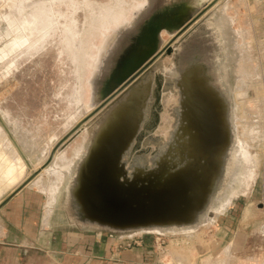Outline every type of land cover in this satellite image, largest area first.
Here are the masks:
<instances>
[{
    "label": "rangeland",
    "instance_id": "1",
    "mask_svg": "<svg viewBox=\"0 0 264 264\" xmlns=\"http://www.w3.org/2000/svg\"><path fill=\"white\" fill-rule=\"evenodd\" d=\"M26 1L22 8L25 11L20 14L17 0H0V175L9 178L11 170L26 166V161L30 165L37 164L35 168L47 161L26 189L43 192L45 199L48 198L50 211L54 208V228L68 227L91 234L98 230L82 229L68 221L66 211L61 208V188L73 168L68 169V166L77 158L76 144L87 142L92 121L87 120L84 126H77L70 133L69 130L94 106L89 100L92 90L89 80L98 70L101 57L112 48L119 29L130 25L136 5L144 0H46L53 4L49 6L55 15L50 20L53 23L45 16L42 18L45 24L40 23V28H33L32 23L27 27L23 22L27 28L18 30L20 34L15 28L9 31L15 17L16 20L26 17L37 3L47 5L44 0H28V6ZM85 2L93 7L97 4L99 8H110L116 21L105 25L94 21ZM216 5L222 6L224 20L229 19L222 28L227 41L228 82L232 88L240 79L248 85L250 77L254 76L253 81L260 82L263 88V97L256 101L249 99L252 90L247 88L245 107L237 106L236 129L239 135L249 138L247 148L251 159L244 164L247 171L241 183V179L239 182L231 180L234 186L221 200L226 202L214 208L219 213L216 218H209L190 232L139 233L142 235L133 238H141L142 245L132 249L115 246L122 239L128 241L126 234L105 232L113 236L117 252L142 249L148 244L146 249L158 264H264V0H219ZM16 20L13 22L18 24ZM67 25H72V31L65 32ZM159 30L156 42L160 49L170 34L165 28ZM74 31L84 44L82 59L74 56V46L69 41ZM67 34H72L67 38L69 43ZM156 60V71L165 81L172 82L173 54H161ZM162 88L159 122L141 140V147L148 149L143 153L146 165L151 163V152L166 141L174 126L177 88L173 84H163ZM253 128L260 129V133L253 132ZM246 130L252 132L249 134ZM53 147V155L41 162L44 150L50 148L51 151ZM62 154H66L65 161L56 164V169L51 164ZM134 155L136 153L127 158L128 162ZM50 167L56 171L49 173ZM28 173L24 170L20 180ZM17 182L5 181L4 186H15Z\"/></svg>",
    "mask_w": 264,
    "mask_h": 264
},
{
    "label": "water",
    "instance_id": "2",
    "mask_svg": "<svg viewBox=\"0 0 264 264\" xmlns=\"http://www.w3.org/2000/svg\"><path fill=\"white\" fill-rule=\"evenodd\" d=\"M218 1H204L162 48L148 51L99 99L90 93L94 106L69 130L92 121L85 147L61 188V208L70 223L111 234L148 229L176 233L171 230L218 216L214 207L234 186L237 138L227 41L219 28L223 23L212 25L207 15ZM164 53L173 54L172 82L156 71V58ZM163 84L177 88L174 126L146 165L143 153L148 149L141 140L159 122ZM132 153L136 155L128 162ZM46 163L31 168L26 161L29 173L7 189L0 207Z\"/></svg>",
    "mask_w": 264,
    "mask_h": 264
},
{
    "label": "bare ground",
    "instance_id": "3",
    "mask_svg": "<svg viewBox=\"0 0 264 264\" xmlns=\"http://www.w3.org/2000/svg\"><path fill=\"white\" fill-rule=\"evenodd\" d=\"M23 1L24 0H17V4H19V5L16 4V6H18V8H19L18 10L21 11L20 14H22V12L25 11L23 9H24V6H26V4L23 6V4H24ZM44 1L47 2L46 0H44ZM69 1H71V0H69ZM27 2H28V0L26 1V3ZM29 2H31V1L29 0ZM36 2L37 1H35V3ZM203 2H204V0L203 1L202 0H144L142 3H138V5H136V7L134 9V14L132 16V21H131L130 25H128L126 28L123 27V28L119 29V31L120 30L121 31L115 37V39L113 41L112 48L108 51L107 54H105V56L103 55L104 57H101V62L99 64L98 70L90 78L89 82L92 86L91 97L94 98V96H95V101L97 99H99L98 96L100 94H102L103 92L107 91L108 88L113 83L117 82V79L120 76L125 74L127 72V70L130 69L131 67H133L138 61L143 60V58L145 57V55L147 54L148 51L158 50L159 49L158 41L156 42V39L158 38V32L160 31L159 29L165 28L167 31H169V34H170L169 38H170L177 31V29L180 27L181 23H183L185 21V19H187V17L189 15H191L193 13V11H195ZM35 3L32 2V4H35ZM85 3L88 5V8L91 11V16L93 17V20L98 21L99 24L101 23V25H105L104 23H108V22H110L112 20L114 21L116 19L115 16L111 13L110 8H108L106 10V8H101V7L99 8V6H97V4H95L93 7L92 4H89L87 2H85ZM75 4L80 5V2L75 1ZM27 5L30 6V3L29 4L27 3ZM44 5H46V3L45 4H42V2L40 4L37 3V5L34 6L31 11H29V13L27 14L26 17L22 16L21 19L17 17L18 18L17 20L15 19L16 18L15 17L14 20H16V22H18V24H15L13 22L14 20L11 21L9 31L12 32L13 28H15L17 30V34H20L21 32L18 33V30L23 29V28L26 29L27 27H29V25L31 23H32L33 28H36V27L40 28V27H38L40 23L45 24L43 22V19H42L45 16L48 17L49 21L52 20L53 16H55V15H53V13L50 12L49 6H51L53 4L51 2H47V5L46 6H44ZM215 5L209 10V12L207 14V15H211V18H210L211 23L210 24L215 25V23H217V22L218 23L222 22L223 24L221 26L219 24V28L220 27L223 28L224 23L227 24L229 22V19H228V21H225L221 15V13H222L221 11L223 10L222 6H218V5L215 6ZM173 6H177V8H174ZM217 6H218V8H217ZM17 14H19V13H17ZM180 15H181V17L178 18ZM226 18H227V16H226ZM23 22H25L26 25H28V26L27 27L23 26L24 25V24H22ZM50 22L53 23V21H50ZM50 22L48 23V26L46 27L47 29L50 27V25H49ZM64 28H65L64 29L65 32H68L70 30L72 31V25H69V26L67 25ZM43 30L45 31V28ZM75 34H76V31L73 32V36H71L69 41L72 44V46H74L73 47L74 48V50H73L74 56L77 57V59L78 58L82 59L84 57V51H85L84 46H83L84 44L82 43V41L78 40V37H76ZM69 35H72V34L66 35V41L68 43H69V41L67 40V38ZM179 38H177L176 40L171 42V45L175 46L177 41L179 40ZM168 39L165 42H167ZM130 51H133V52L129 56ZM122 60H123V62H122ZM121 62H122L123 66L122 65L120 66L121 67V70H120V69H118L119 68L118 65H120ZM245 76H247V75L245 74ZM263 77H264V75H263ZM253 78H254V76L250 77L251 80L248 82V85H245L246 81L244 79L243 80L240 79L239 83L236 84V86L232 88V94H233V98H234L233 99L234 100L233 115H234L235 126H236L235 121H237V116H238V112H239L237 110V106L238 105L244 106L243 101L246 100L244 97L246 95V89L248 88V89L252 90V95L250 96L249 99H253L254 101H256V100L260 99L261 97H263V96H261V94H263V92H262L263 88L261 87L260 82L255 81V79L253 81ZM262 100H263V98H262ZM257 102H259V101H257ZM76 109H78V108H76ZM74 115H75V113H74ZM249 129H251V128H249ZM259 130L260 129L255 130L253 128V132L255 131L257 133L258 132L260 133ZM245 132L250 134V132H252V131L247 132V130H246ZM236 135H237V138L235 141L236 145H235V150L233 153V158H234V162H235L234 165L236 166V169H234L233 173L231 174L232 175L231 180L239 182L241 179V181H240V183H241L243 180L242 176L247 171V170H245L244 164H246L245 161H248L249 159H251V157H250L251 153L248 151V148H247L248 147L247 140H249V138L246 139L245 137L239 135L238 131H237ZM252 135H254V134L252 133ZM256 135H258V134H256ZM77 145H78V143L76 144L77 148L74 149V151H76L75 152L76 157H78L81 154L82 150L85 147V144L81 145V143H80L79 146H77ZM49 153H50V148L47 150L45 149L42 156L40 157L41 160L40 159L39 160L42 162L44 159H46L48 157ZM63 155L64 154H62L59 157L57 156L56 159L57 158L58 159L56 161L52 160L53 162L51 165L54 164V167H55L56 164H58L60 162H64L65 161L64 157L66 156V154H65V156H63ZM69 166H68V169H70L73 166V164H71ZM31 168H35L34 165H31ZM26 169H27V171L29 170L27 168V166L20 167V168L16 167L10 173L9 182L18 181L21 178V176L23 175L24 170L26 171ZM56 169H54L53 167H50L48 169V172L49 173L55 172ZM58 169H60V168H58ZM22 180H23V178L20 181H22ZM20 181H18L17 183H19ZM233 191H231V193ZM225 200H228V199H225ZM224 202H226V201H221V203L218 204V207H221L224 204ZM194 227L182 228V229L177 230V231L171 230V232L172 231L190 232L189 230H192ZM146 231H148V232H163L162 230H158V229H148V230L132 231V232L127 233L126 235L132 236L134 234H139V233L146 232ZM193 234L194 233H192L191 236ZM167 257H169V256L167 255ZM172 260H173V258H172Z\"/></svg>",
    "mask_w": 264,
    "mask_h": 264
},
{
    "label": "crops",
    "instance_id": "4",
    "mask_svg": "<svg viewBox=\"0 0 264 264\" xmlns=\"http://www.w3.org/2000/svg\"><path fill=\"white\" fill-rule=\"evenodd\" d=\"M9 180L0 175V201L12 187L4 186ZM26 186L0 207V264H158L148 244L117 252L113 236L105 232L54 228L48 198Z\"/></svg>",
    "mask_w": 264,
    "mask_h": 264
},
{
    "label": "built area",
    "instance_id": "5",
    "mask_svg": "<svg viewBox=\"0 0 264 264\" xmlns=\"http://www.w3.org/2000/svg\"><path fill=\"white\" fill-rule=\"evenodd\" d=\"M142 234H134L132 236H128L126 235V237L128 238V241H126L125 239H122L119 243H117L116 248L117 249H132L138 246L142 245V240L141 238H133L134 236H141ZM114 246V247H115Z\"/></svg>",
    "mask_w": 264,
    "mask_h": 264
}]
</instances>
